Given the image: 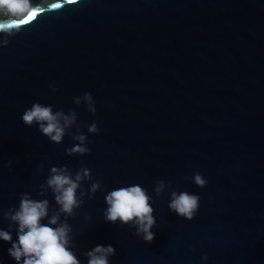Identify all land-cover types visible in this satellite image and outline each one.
I'll return each instance as SVG.
<instances>
[{"label": "water", "instance_id": "95a60500", "mask_svg": "<svg viewBox=\"0 0 264 264\" xmlns=\"http://www.w3.org/2000/svg\"><path fill=\"white\" fill-rule=\"evenodd\" d=\"M33 4L34 20L0 47V229L23 193L56 208L37 195L51 167H86L102 190L68 220L81 264L97 245L115 249L109 264H264V0ZM85 92L95 115L73 103ZM37 102L74 110L90 154L69 157L70 135L57 145L25 126ZM156 180L171 189L156 197ZM136 184L152 197L150 244L102 215L109 191ZM171 191L199 196L191 221L169 211ZM10 247L0 241V264H16Z\"/></svg>", "mask_w": 264, "mask_h": 264}, {"label": "clouds", "instance_id": "9594fccd", "mask_svg": "<svg viewBox=\"0 0 264 264\" xmlns=\"http://www.w3.org/2000/svg\"><path fill=\"white\" fill-rule=\"evenodd\" d=\"M51 7L59 6L53 4ZM34 12L37 11L33 0H0V13L6 16L0 19V36L3 37L0 39V47L7 46L9 37L16 35L24 25L34 20L37 16H32ZM30 16L32 19L23 23ZM51 90L56 92L57 88L51 86ZM73 103L77 107L83 103L88 113H96L95 101L88 92L74 98ZM53 107L34 103L23 112L21 120L27 127L37 125L38 131L53 144H60L66 135H70L75 143L71 148L65 149V155L69 157L90 154V141L77 124V113L74 110L67 113L63 110L53 111ZM74 126L76 132L72 134L70 129ZM84 126L88 134L99 133L97 123ZM42 170L41 164L38 171ZM191 181L199 188H204L207 183L198 172L193 173ZM85 182L90 183L87 193L82 188ZM171 187V183L166 185L164 181L156 180L153 192L159 197L166 188ZM39 188L38 196L46 197L49 192L53 195L56 208H51L47 199L36 200L28 193L19 195L18 208L2 212L3 220L8 221L9 225L7 230L0 229V241L11 243L8 255L16 264H81L73 250L72 227L68 220L75 218L76 211L85 202V195L91 199L98 190H102L100 181L94 180L91 170L86 167L79 168L75 173L67 166L51 167L47 179ZM105 204L107 207L102 213L105 222H119L121 226L134 228L133 235L142 238L145 243L153 241L154 233L151 230L156 226V220L152 197L145 188L138 184L116 188L107 193ZM199 206L198 195L186 191H171L168 209L177 217L191 221ZM84 219L87 221L89 217L85 215ZM13 225L16 226L15 242H12ZM114 254L115 249L111 245H97L84 252L83 256L87 264H109V258ZM201 259L206 260L207 256H202Z\"/></svg>", "mask_w": 264, "mask_h": 264}, {"label": "snow or ice", "instance_id": "6c2138e0", "mask_svg": "<svg viewBox=\"0 0 264 264\" xmlns=\"http://www.w3.org/2000/svg\"><path fill=\"white\" fill-rule=\"evenodd\" d=\"M69 2H72V0H69ZM57 6H59V5L57 4ZM35 15H37V12H34V13L32 14V16H35ZM32 16L26 18V19L23 21V23H28L29 20L32 19Z\"/></svg>", "mask_w": 264, "mask_h": 264}, {"label": "trees", "instance_id": "16d2710c", "mask_svg": "<svg viewBox=\"0 0 264 264\" xmlns=\"http://www.w3.org/2000/svg\"><path fill=\"white\" fill-rule=\"evenodd\" d=\"M6 18L5 14L0 13V19Z\"/></svg>", "mask_w": 264, "mask_h": 264}]
</instances>
